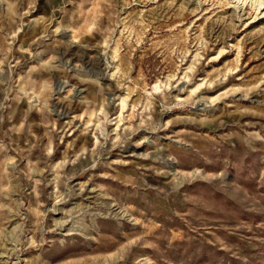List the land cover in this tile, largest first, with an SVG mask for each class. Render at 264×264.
Wrapping results in <instances>:
<instances>
[{"label": "rangeland", "instance_id": "1", "mask_svg": "<svg viewBox=\"0 0 264 264\" xmlns=\"http://www.w3.org/2000/svg\"><path fill=\"white\" fill-rule=\"evenodd\" d=\"M0 264H264V0H0Z\"/></svg>", "mask_w": 264, "mask_h": 264}]
</instances>
